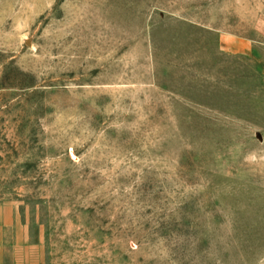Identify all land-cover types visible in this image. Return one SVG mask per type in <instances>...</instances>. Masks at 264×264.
Segmentation results:
<instances>
[{
	"label": "rangeland",
	"instance_id": "1",
	"mask_svg": "<svg viewBox=\"0 0 264 264\" xmlns=\"http://www.w3.org/2000/svg\"><path fill=\"white\" fill-rule=\"evenodd\" d=\"M0 206L30 264H264V0H0Z\"/></svg>",
	"mask_w": 264,
	"mask_h": 264
},
{
	"label": "crops",
	"instance_id": "2",
	"mask_svg": "<svg viewBox=\"0 0 264 264\" xmlns=\"http://www.w3.org/2000/svg\"><path fill=\"white\" fill-rule=\"evenodd\" d=\"M247 50L243 45L236 52L245 54ZM0 264H30L25 254L24 229L8 206H0Z\"/></svg>",
	"mask_w": 264,
	"mask_h": 264
}]
</instances>
